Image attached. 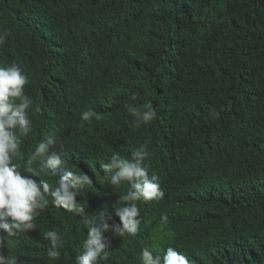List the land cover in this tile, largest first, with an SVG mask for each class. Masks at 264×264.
Wrapping results in <instances>:
<instances>
[{
    "label": "trees",
    "instance_id": "16d2710c",
    "mask_svg": "<svg viewBox=\"0 0 264 264\" xmlns=\"http://www.w3.org/2000/svg\"><path fill=\"white\" fill-rule=\"evenodd\" d=\"M5 32L0 67H20L32 99L21 145L33 153L39 133L53 135L65 167L92 180L77 197L89 219L114 215L128 190L109 186L101 165L114 152L151 153L144 166L164 197L142 203L153 213L140 233H105L98 264H142V249L168 247L190 264H264V0H0ZM129 106L156 118L137 127ZM89 109L99 118L82 120ZM48 199L36 229L2 231L4 247L19 249L3 255L40 264L49 230L73 255L87 228Z\"/></svg>",
    "mask_w": 264,
    "mask_h": 264
},
{
    "label": "clouds",
    "instance_id": "9594fccd",
    "mask_svg": "<svg viewBox=\"0 0 264 264\" xmlns=\"http://www.w3.org/2000/svg\"><path fill=\"white\" fill-rule=\"evenodd\" d=\"M6 35V32L0 34V44ZM27 83L28 77L17 65L0 67V264H18V257L3 255V249L19 251L18 240L4 247L2 231L6 238H12L36 229L35 221L48 206L49 196L55 206L79 217L87 228V234L83 241L78 242L80 244L74 243L71 247L73 255L68 256L58 250L61 236L56 231H46L44 239L49 241L48 256L40 264H98V261L107 260L109 255L110 241L105 233L115 231L117 236L140 233L141 221L149 225L151 220L146 217L151 211H143L142 203L164 197L158 176L154 173L149 175L144 166L151 153L144 148L132 152L130 157L114 152L110 160L101 165L104 181L109 186L127 184L128 190L122 197L118 196V201L124 205L115 210V216L101 211L95 220L89 219L77 197L92 180L87 174H78L65 167L64 153L53 147L56 143L53 135L39 133L33 153L28 146L21 145V136L32 131V120L27 111L32 99L24 93ZM128 110L136 116L137 127L141 123L147 124L157 115L151 107L143 112L136 106H129ZM93 117L99 118L90 109L81 114L84 121ZM22 150L27 151L25 157ZM34 163L40 173L57 178L58 186L52 189L46 180L35 179L37 169L32 167ZM112 218L113 223L110 224ZM161 220L167 222V215H162ZM140 255L142 264H190L189 258L173 247H168L163 256L154 257L148 248L142 249Z\"/></svg>",
    "mask_w": 264,
    "mask_h": 264
}]
</instances>
